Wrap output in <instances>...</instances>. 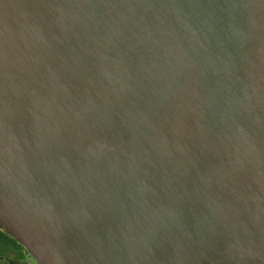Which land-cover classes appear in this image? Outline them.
<instances>
[{
	"label": "water",
	"instance_id": "obj_1",
	"mask_svg": "<svg viewBox=\"0 0 264 264\" xmlns=\"http://www.w3.org/2000/svg\"><path fill=\"white\" fill-rule=\"evenodd\" d=\"M0 230L35 264H264V0H0Z\"/></svg>",
	"mask_w": 264,
	"mask_h": 264
},
{
	"label": "flooded vegetation",
	"instance_id": "obj_2",
	"mask_svg": "<svg viewBox=\"0 0 264 264\" xmlns=\"http://www.w3.org/2000/svg\"><path fill=\"white\" fill-rule=\"evenodd\" d=\"M4 233L0 230V264H33V260L25 249H23L15 240L11 241L9 238L10 245L5 247Z\"/></svg>",
	"mask_w": 264,
	"mask_h": 264
},
{
	"label": "trees",
	"instance_id": "obj_3",
	"mask_svg": "<svg viewBox=\"0 0 264 264\" xmlns=\"http://www.w3.org/2000/svg\"><path fill=\"white\" fill-rule=\"evenodd\" d=\"M4 235V237H5V240L3 241L4 242V245H5V247H8L9 245H10V243H9V238L10 237H8L6 234H3ZM11 239V238H10ZM11 241L13 242L14 240L13 239H11ZM15 242V241H14ZM22 247V246H21ZM23 248V247H22ZM24 249V248H23Z\"/></svg>",
	"mask_w": 264,
	"mask_h": 264
},
{
	"label": "bare ground",
	"instance_id": "obj_4",
	"mask_svg": "<svg viewBox=\"0 0 264 264\" xmlns=\"http://www.w3.org/2000/svg\"><path fill=\"white\" fill-rule=\"evenodd\" d=\"M4 233V232H3ZM5 234V233H4ZM8 236V235H7ZM8 237H10V236H8ZM11 238V237H10ZM14 240V239H13ZM20 245V244H19ZM21 246V245H20ZM24 248V247H23ZM25 249V248H24ZM26 250V249H25ZM27 251V250H26ZM28 253V252H27ZM31 257V256H30ZM32 258V257H31ZM34 261V260H33Z\"/></svg>",
	"mask_w": 264,
	"mask_h": 264
},
{
	"label": "rangeland",
	"instance_id": "obj_5",
	"mask_svg": "<svg viewBox=\"0 0 264 264\" xmlns=\"http://www.w3.org/2000/svg\"><path fill=\"white\" fill-rule=\"evenodd\" d=\"M33 260V259H32ZM22 264H25V263H22ZM33 264H35L34 262H33Z\"/></svg>",
	"mask_w": 264,
	"mask_h": 264
}]
</instances>
